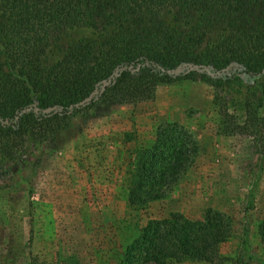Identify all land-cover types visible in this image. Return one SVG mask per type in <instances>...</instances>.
<instances>
[{
    "label": "trees",
    "instance_id": "obj_1",
    "mask_svg": "<svg viewBox=\"0 0 264 264\" xmlns=\"http://www.w3.org/2000/svg\"><path fill=\"white\" fill-rule=\"evenodd\" d=\"M184 80L214 89L224 128L247 138L243 157L259 181L264 0H0V189L31 182L43 158L105 111ZM199 153L185 126L161 124L126 173L127 207L165 199ZM134 229L124 230L117 264H224L233 223L208 209L200 220L174 213ZM258 230L264 243V219Z\"/></svg>",
    "mask_w": 264,
    "mask_h": 264
},
{
    "label": "rangeland",
    "instance_id": "obj_2",
    "mask_svg": "<svg viewBox=\"0 0 264 264\" xmlns=\"http://www.w3.org/2000/svg\"><path fill=\"white\" fill-rule=\"evenodd\" d=\"M214 96L202 81L162 84L154 96L113 107L64 139L31 182L0 189V261L26 264L30 255L47 264H117L126 228L135 235V225L149 219L179 213L200 220L212 209L233 223L220 246L224 264H264V171L254 183L257 172L249 174L243 157L247 138L224 128ZM174 122L198 140L199 156L165 199L131 210L125 180L136 152ZM17 171L13 165L6 174Z\"/></svg>",
    "mask_w": 264,
    "mask_h": 264
}]
</instances>
